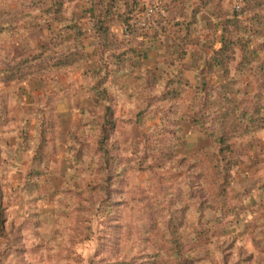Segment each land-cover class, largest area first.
<instances>
[{"label": "rangeland", "instance_id": "obj_1", "mask_svg": "<svg viewBox=\"0 0 264 264\" xmlns=\"http://www.w3.org/2000/svg\"><path fill=\"white\" fill-rule=\"evenodd\" d=\"M100 1L0 0L3 55L37 58L25 76L0 74V264H147L166 246L160 235L172 217L186 264H264V123L237 141L226 204L199 210L211 140L187 115L203 78L224 82L208 69L223 45L220 19L200 13L184 42L179 15L162 22L158 13L127 54L105 52L93 27ZM139 1L142 18L160 0ZM220 1L239 14L250 43L243 83L252 93L264 60V0ZM109 27L130 40L119 19ZM241 57L231 54L232 75ZM92 70L105 78L113 111L103 148ZM174 88L181 99L171 97Z\"/></svg>", "mask_w": 264, "mask_h": 264}, {"label": "trees", "instance_id": "obj_2", "mask_svg": "<svg viewBox=\"0 0 264 264\" xmlns=\"http://www.w3.org/2000/svg\"><path fill=\"white\" fill-rule=\"evenodd\" d=\"M165 1L168 15H179L180 17L176 30L179 40L189 41L192 33L191 27L197 24L200 13H207L214 19H220L218 26L224 32L222 48L214 51V55L208 63L209 71L221 72L224 82L218 85H211L207 83L206 78H203L202 83L195 89L187 115L192 126L211 140L210 148L203 152L209 164L204 175L209 189L206 199L199 205V210L218 211L227 202V192L232 181L231 172L239 163L236 150L238 139L257 130L264 123V60L257 61L259 63V79L255 91L251 93L244 88L243 80L248 75V70L253 64V53L249 51V41L239 34V32L243 31L239 14H231L230 11L223 10L220 0H200L198 3L194 0ZM99 4V7L101 6L100 14L93 17L94 33L99 44H101L105 52L118 50L127 54L130 43L138 45L140 42L135 39L127 40V38L115 39L109 23L117 18L129 34L142 36L144 35L142 33L144 30L137 28L136 23L145 8L143 6L140 7L141 2L139 0H103ZM56 6L60 10L62 2H58ZM80 43L81 41L77 42V48L79 49ZM113 44H117L116 47ZM236 49L241 50L242 57L235 69V73L232 75L230 64L234 58H231V54L234 55ZM4 52L0 49V60L3 62H1L0 68L5 67L4 70H0V74L3 71V73L7 74L6 81L15 79L18 75L25 76L30 65L37 59L32 58L31 55L27 59L25 56L16 55L11 58L10 56H4ZM82 55L85 56L84 53ZM73 56L74 54L70 53L68 59ZM92 72L97 80L92 86V90L103 101L101 105L104 114L100 138V144L103 148L102 144H104V136L107 129L111 128L112 130L114 127L113 111L109 105L107 86L104 85L105 78L100 76V71L92 70ZM103 75L105 74L103 73ZM184 84L185 82L181 80L177 85L185 87ZM181 91L180 88L172 90L171 97L173 100L181 99ZM141 167L143 166L141 165ZM1 203L2 191L0 188V208ZM186 210L184 208L183 213ZM172 219L168 223L166 230L164 232L161 231L160 235L162 242L166 246L159 248L157 253L153 254L152 262L147 264L187 263L183 238L180 237L179 232L182 227L181 222H176L174 217ZM151 227L153 228L151 230H154L155 226L151 225ZM1 228L2 223L0 224ZM164 254L170 257L172 262L164 258Z\"/></svg>", "mask_w": 264, "mask_h": 264}, {"label": "built area", "instance_id": "obj_3", "mask_svg": "<svg viewBox=\"0 0 264 264\" xmlns=\"http://www.w3.org/2000/svg\"><path fill=\"white\" fill-rule=\"evenodd\" d=\"M160 14L162 22L164 21V17L166 16V8H165V2L163 0H160L157 2V4L150 5L144 13L142 14L143 17L139 19V21L136 23V27L141 29L142 31L144 30L147 31V27H149L150 21H153V17L155 15ZM154 22V21H153ZM143 36H133L131 34H128L129 39H135L138 42H143L144 39L142 38Z\"/></svg>", "mask_w": 264, "mask_h": 264}]
</instances>
